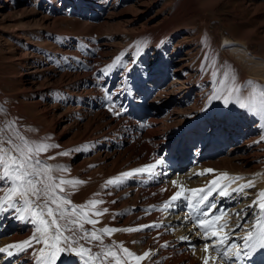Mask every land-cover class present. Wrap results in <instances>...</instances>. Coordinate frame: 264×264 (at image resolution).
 <instances>
[{"label": "rangeland", "instance_id": "374dc122", "mask_svg": "<svg viewBox=\"0 0 264 264\" xmlns=\"http://www.w3.org/2000/svg\"><path fill=\"white\" fill-rule=\"evenodd\" d=\"M224 40L231 43L230 48L225 49ZM243 45L245 50H242ZM219 53L229 57L238 70L243 72V76L240 75L243 77L239 93L241 98L251 96L248 81L264 86V81L255 78L253 74L259 71L264 79V0H0V109H3L0 111V124L16 121L21 134L30 141H46L45 136H49V143L56 146L40 158L53 167L66 169L65 172L55 175L84 181L75 187L66 186L71 193L69 199L72 203L82 205L92 199L103 200L105 203L97 206L102 211L109 203L105 194L113 192V201L117 202L114 203L116 208L113 214H117L118 223L139 227L141 225L136 223L147 222L148 218H143L144 214L138 213L140 209L134 208L142 206L141 204L148 207L152 201L133 199L132 193L126 190H136L131 185L133 178L128 185L126 184L129 179L119 186L109 185L105 188L107 180L133 170L131 165L135 162L127 159L126 153L117 161L114 158L107 162L102 160L101 146L113 142L116 150H123L129 134L125 135L126 132L120 131L117 135L123 133V136H119L117 140L115 139L118 136L112 134L114 140L111 141L113 138L109 135L105 136L107 139L102 137V133L108 130L102 122L98 126L90 124L97 107L92 106L94 110L91 112L88 100L94 95L96 98L100 95L99 92L91 91L93 82L89 83L90 76L93 74L92 77L95 75L96 80L98 78L103 82L109 81L113 74L108 67L114 64L116 56L123 54L118 64L119 72L115 77L131 69L127 80L133 77L136 81H146L159 71V75L152 78L155 84L160 80H166V85H172V81L176 83V92L172 96H167L164 92L167 86H164L165 90L162 86V100L166 103L171 98L175 103L183 98L180 103L183 102L182 109H188V119H196L218 85L217 81L224 78L222 74L225 68L224 64L220 65ZM133 60L136 61L135 64L131 63ZM89 61L91 63L87 65ZM87 66L91 71L86 69ZM149 85L155 86L152 82ZM88 86L91 90H88ZM149 95L146 101L153 98L154 94ZM197 100L199 102L195 108ZM260 100L258 94L257 103L255 102L257 107ZM161 105L166 110L171 107L169 112L175 106ZM98 109L102 110L103 107L101 109L99 105ZM239 111L240 118H246L244 123L249 121L246 108L240 107ZM166 115H160L159 120ZM215 115H218V119L221 118V113L219 115L216 112ZM215 115L212 117L214 121ZM227 115L228 112L223 116L227 118ZM206 118V132H210L214 125L224 135L233 131L227 122H212L210 116ZM177 121H174L178 125L170 135L178 132L184 123L183 119L180 123ZM255 122L263 126L264 114L257 111ZM244 123L240 129L246 134L258 132L257 129L252 132L251 128L244 127ZM159 127L162 133L166 132L162 125ZM241 133L239 131L231 143L244 145V140L247 139ZM262 137L259 138V141H263V146L258 150L260 161L257 160V164L262 163L264 166ZM147 140L141 139L142 144H147L150 150L153 149ZM118 143L122 145L120 148ZM247 147V153L237 156L236 160H247L251 163L245 167L244 178L253 176L252 171L257 168L249 154L255 146L253 148L246 145L244 150ZM108 148L104 146L103 151L108 152ZM59 153L67 154L58 155ZM165 159L169 163L170 157ZM149 193L154 196L156 194L153 191ZM143 194L141 197L146 195L144 191ZM116 210L121 211L118 214ZM9 216L12 214L9 213L6 217ZM2 224L0 228L5 231ZM20 225L22 231L29 228L28 223L17 220L7 228L9 233L6 237L11 236ZM165 225L169 228L168 224ZM165 232L167 235L173 234L171 231ZM125 235L127 239L131 238L128 241L132 243L130 245L134 247L136 255L143 254L146 250L144 239L131 237L132 232H125ZM108 240L109 244L113 243L112 238ZM186 252L187 257L180 259L177 264H188L190 261L196 263L195 254ZM30 253L29 250L22 253L21 264H27L25 259L33 257Z\"/></svg>", "mask_w": 264, "mask_h": 264}, {"label": "snow or ice", "instance_id": "6c2138e0", "mask_svg": "<svg viewBox=\"0 0 264 264\" xmlns=\"http://www.w3.org/2000/svg\"><path fill=\"white\" fill-rule=\"evenodd\" d=\"M118 56L114 67L121 61ZM135 64L136 61H131ZM131 72V69H128ZM224 78L217 81L219 87L214 90L210 97L212 100H223L225 107L236 103L241 108H249L251 111L264 114V86H260L252 81L247 84L251 88V103H246L245 98H241L239 93L241 86L235 83V77H228L227 73L222 74ZM121 92L132 91L131 81L123 83ZM261 97L259 106L255 101L257 95ZM107 99L112 101L108 110L115 115H122L126 109L122 105H116L112 94L107 95ZM119 108V111L116 109ZM3 111V109H0ZM264 139V137H262ZM47 141H30L21 134L14 120L5 121L0 124V214L11 213L14 219L22 223L33 226V236L29 240L21 241L5 247H0V253H6L8 257H13L26 253L34 244H42L38 250L32 252L33 264H58L64 254L76 256L71 264H128L131 258L139 264L140 261L153 255L151 250L145 251L142 255H136L123 247L122 242L111 244L104 243L105 236L117 231L136 232L145 228H160L162 225L153 223L151 225H141L139 227H129L116 229L105 226L97 228L100 217L109 210L98 209V205L105 203L103 200L92 199L82 205H76L69 199L71 193L66 186L75 187L82 184L78 179H65L62 175L66 169L53 167L47 164L40 157L55 147ZM59 153L58 155H66ZM55 157H48L54 159ZM165 163L163 157L155 160L153 164L142 168L133 169L119 174L117 177L106 181L107 186H119L125 180L134 178L137 175H147L154 177L156 170ZM215 170L206 169L203 172L194 173L195 176H202L212 173ZM160 175H167L160 172ZM191 179V177H189ZM242 177H230L227 173L207 182L204 187L196 189H186L179 187L168 201L164 202L162 210H172L184 204L186 208L184 223L191 222L194 229H198L197 236L203 239L202 251L205 253L202 264H236L237 260L244 259L248 264H252L250 259L254 253L264 251V191L256 194V198L235 213L237 223L229 227L228 219L223 223H218L222 218L230 213L219 211L216 214L217 204L214 202L218 196L220 198L239 197L247 198L246 189L253 187V182L249 180L246 184L237 188H230L231 183ZM227 183L221 184L220 181ZM179 180H173V186L180 185ZM166 191V189H161ZM110 194V193H109ZM98 195V194H96ZM115 202V201H113ZM247 209H252L251 220H246ZM152 209L145 210L150 212ZM117 214H113L115 217ZM240 221H243L241 223ZM90 225V228L85 227ZM245 225H250L245 227ZM237 229L242 230V235L236 237ZM233 238L242 240V244L233 242ZM181 241H188L187 236L180 238ZM83 241V243H81ZM165 242L161 247H167ZM96 248L98 251H94ZM193 251L195 246H192ZM213 253H215L213 255Z\"/></svg>", "mask_w": 264, "mask_h": 264}, {"label": "bare ground", "instance_id": "6f19581e", "mask_svg": "<svg viewBox=\"0 0 264 264\" xmlns=\"http://www.w3.org/2000/svg\"><path fill=\"white\" fill-rule=\"evenodd\" d=\"M139 47H140V45H139ZM139 47H137L138 50H139ZM224 47H225V49L230 48L231 43L224 40ZM242 47H243L242 50L246 49L244 47V45ZM140 51H141V48H140ZM118 56H121V54ZM118 56H116V58ZM116 58L114 60H116ZM228 58L229 57H227L226 55H224L222 53L218 54V59L220 61V65L224 64V68L226 69V70L224 69V73H227L228 77H229V74H231L232 77L234 75L235 76V83L237 85H241V82L243 81V79H242L243 77H240V75H242L243 72L238 70L236 64L231 59H228ZM239 60L241 61V59H239ZM222 61L224 63H222ZM238 63H239V61H238ZM108 68H109V71L113 74V76H115L117 74L118 69H119L118 64H116V66H114V67H108ZM103 69L106 71L105 68H103ZM251 70L253 71V69H251ZM90 71H91V69H90ZM101 72H103V71H101ZM253 74H254L255 78L260 79L262 82L264 81V79L259 75V71H255V72H253ZM92 75L90 76L91 79L89 81V83L93 82L91 84V88H92L91 91L98 92L99 90H103L105 92L111 93V91L115 87L118 86L116 84V80L113 76H112V79L109 83H104L102 81H97L100 79L97 78V80H96L95 75H94L95 78L92 77ZM106 75H107V73H106ZM157 75H159V71L157 72L156 76ZM172 75H174V73ZM231 75H230V77H231ZM77 77H79V76H77ZM172 77H174V76H172ZM150 81H152V84L155 86H151V88H147L146 86L143 85L144 84L143 83L142 85L144 87L141 86V88L139 90L134 91L132 93L131 98L128 99L127 102L113 97V100L115 101L116 105H122L124 108L128 107V110H127L128 116H130V110H132L133 111L132 116L134 118L133 117H130V118L127 117L128 118L127 119L126 117H122L121 119H119V117L117 115L109 113L104 108L102 109L101 105L99 104V101L96 100V101L92 102V106H94V107L96 106L97 110H94L95 113L92 114L94 117H91L90 124L91 125L97 124V126H98L102 122L104 124V128L108 129L106 132L104 131L102 133L103 136L105 137V136L109 135L110 138H113L112 134H114L116 136L117 133H119L120 131L126 132L125 128H124V126H125L124 123L130 124L131 121L129 119H133L136 122V124L132 125L128 130L129 136L125 140L126 146L123 150L113 149L111 147V144L105 145V146L109 147L108 152L103 151L104 146L100 148L102 151V154H103L102 160H104V162H107L108 159H111V158H114L115 161L120 160L123 153L127 154V159H131L132 161L135 162L134 164L131 165V169H133V168L138 169V168H142V167H145L147 165L153 164L155 162V160L160 158V157H163L165 160L164 165L161 168H158L156 170L157 175H155L154 177H149L147 175H137L133 178V184H131V185H133V187H135V189L137 191L134 189H131V188L126 189L132 193L134 200H137V199H141V200L146 199L147 200L148 199L149 201H152V203H154V205H155V207L150 212L147 213L148 216L147 217L145 216L146 218H148L147 219L148 221L147 222L141 221V222H137L136 224L151 225L153 223H158V224L166 223V224H168L167 226L169 227V229L173 233L172 235H167V234L163 233V228H161V227L158 229L150 227V228H145L142 231L132 232L133 235L131 237H135V238L137 237V239H138V237H141L142 239H144L145 245H146L145 251L151 250L152 253H154L153 255H150V257L145 258L144 260L140 261L139 264H177V262L180 259H184L187 257L186 251H190L191 254H195L194 256L197 259V261H195L196 263H194L193 261H190V263H188V264H202V259H203V256L205 255V253L202 251V248H203V244L205 241L197 236L196 232L198 230L193 228V224L191 222H188V223L183 222V218H184L185 212H186V208L184 207V204L181 203L179 207L172 209V210H162L163 204H164V202L168 201L169 198L176 191L179 190L180 186H183L186 189L201 188V187H204L208 181L213 180L214 178L220 176V174H222V173H227V174H229L230 177H237V176L242 177L243 179H239V180H236L234 183H231L230 188H237L238 186L246 184L249 180H251L253 182L254 186L246 189V192L248 193L247 198H243V195L237 197L234 194L233 197H231V198H220L217 196L215 198V201H214L217 204V209H218V207L222 206L223 209L227 208L230 210V211L227 210L228 213H230V215L222 218L221 221H219L218 223H223L224 219H228L229 227L234 226L236 224V220H237L235 213L241 209H245L246 205L250 204L253 201V199L256 198V194L258 192L264 191V166H262V163L257 164V160L260 159L259 155H258V150L260 148H262V146H263V144H262L263 141L262 140L259 141V138L264 136V125L262 126L261 123H260L261 125H259V124H257V122H255V113L253 111H251L249 108H246V110L249 114V117H248L249 121H246V123H244L246 118L245 119L240 118V115L238 113V112H240L239 111L240 107L236 103H232L228 107H225L223 100H212L211 103H209V101L207 102L202 116H205V115L211 116L212 115V117H213L217 112V114H219V115L221 113L220 119L224 120V119H226V117H224L223 115H226V113L228 112V114H229V115H227L228 119L225 122L230 124V127H231L230 130H233V131H230V134L226 135L225 140H220L218 137H216L214 132H209L205 138H202L204 140H199V139L196 140L195 135L189 131L190 130L189 127L194 128L193 132L197 131V130L201 131V129L200 128L195 129L196 124H193L192 121L186 120L188 118V116L186 115V110H188V109H186V110L182 109L183 108V102L180 103V101L183 98L180 100L175 99L176 100L175 103L173 100H171V98L167 99L168 102H166V103L162 100L163 91H162V93H160L162 86H163V90H165L164 86H167V89L164 92H165V94H167V96H168V94L170 96H172L173 93L176 92L175 91L176 83H173V81H172V85H170V84L166 85L165 84L166 80H160V81L156 82V84H157L156 85L152 79ZM154 87H156L155 88L156 91H154ZM218 87H219V85L216 86L215 90ZM86 94H88V93H86ZM149 94H154L153 98L147 100L149 103H151V105L149 103L144 104V103H141L138 101L139 98L142 100H145L146 97L150 96ZM87 96H89V95H87ZM173 97H175V96H173ZM80 99H82V98H80ZM80 99H77V100L79 101ZM198 102H199L198 100L195 102V108L197 107ZM245 102L251 103L252 102L251 96L247 97L245 99ZM111 103H112V101H111ZM161 104H166V105L169 104V106H173L175 104V106L173 107L172 111L167 113L165 118L162 117L163 119L161 118L159 120L158 117L160 115L162 116L163 111H166V109L161 108L162 107ZM99 105H100V108L102 110L98 109ZM117 109H119V108H117ZM113 116H116L118 119H115ZM217 117H218V115H215V118H217ZM168 119H169V122H166V120H168ZM181 119H183V121H184V123L182 125V129L184 128V126L186 124H189L188 130H184L182 133L180 132L181 134L180 133L176 134L175 137H173L170 141L163 140L162 132H161L159 126L162 125L164 131L166 130L168 132H171L178 125V124L176 125L174 123V121L178 120L177 123H180ZM240 122H242L241 125L244 123V125H245L244 127L251 128L252 132L255 131L256 129L258 130V132H256V133L253 132L252 135L246 134V132H244L240 129V126H241ZM224 129H226V128H224ZM239 131L242 132L241 133L242 137H245L244 139H247V140H244L245 143H244V145H241V146H237V144L231 143L233 141V139H235L237 137ZM132 134H134V135H132ZM158 134H159V136H158ZM200 134H201V132L197 133V135H200ZM255 134L257 136H255ZM117 136H119V135H117ZM211 136H213L214 138L212 139ZM131 137L134 139H131ZM105 138L104 139L102 138V139L105 140ZM144 138L148 139L147 141H149V142L153 139H156V147H155V149L153 148L154 150L153 149L150 150V148L147 147V144H142L141 139H144ZM113 139H111V141ZM45 140L47 142H49L50 141L49 136H45ZM96 140H97V138H96ZM258 142H259V144L257 145ZM254 143H255V145H254ZM120 144L121 143H118L119 148L122 146ZM210 145L212 146V153L210 152V153H208V155H209V157H211L215 160H210L211 161L210 163H206V164L200 165L198 167L192 166V169L185 176H180L179 172H180L181 168H183L181 166H184L187 162L198 163L199 161H201L205 157V152H204L205 149H207V147ZM246 145L250 146V147L252 146L253 148L255 146L253 151L252 150L249 151V154H250V158H251L252 163L256 162L255 166L257 168H255L252 171L254 173L253 176L249 175L250 177L244 178L243 176L245 175V167L247 166V164H251V163L248 162L247 160L246 161H236V160H237V156H239L241 154L242 155L245 154L244 152H246L248 149V147H247L244 150V147ZM261 156H262V153L260 154V157ZM166 157H170L169 163L166 161V159H165ZM98 160H100V159H98ZM114 162H110V163H114ZM115 165H118V164H115ZM187 167H188V165L185 166L183 168V170H185ZM206 169H213L215 171L212 173H208L206 175H202V176H195L194 175V173L203 172ZM161 170L166 172L167 175H160L159 173ZM100 175H102V174H100ZM189 177H191V179ZM160 179H162V180L160 181ZM90 180H91V178H90ZM173 180H179L181 182L180 185L174 187L172 184ZM220 183L224 184V183H227V181L223 180V181H220ZM87 186H88V184H87ZM161 189H166V191H161ZM249 190H251V192ZM116 191H118V189ZM143 191L145 192L146 195L141 197V195H144ZM152 191L156 193L155 196L149 193ZM123 192H124V190H123ZM110 194L109 193L105 194L106 199L109 201V203L107 204V206H105V208H107L109 211L100 217H97V218L93 217L94 219H99V221H100V223H98L96 225V227L97 228H104L105 226H108V227L116 228V229L129 228L128 224H126V225L119 224L117 221L116 215H115V217L113 216V210L116 208L114 203H117V202H113L115 194L113 195V192H110ZM126 194H127V192H126ZM75 201H77V200H75ZM141 205H143V204H141ZM137 208H138V206H137ZM217 213H218V211H217ZM247 213H248V215L245 216V219L251 220L252 209H247ZM8 214L9 213L0 214V225L3 223L2 228H3V230H5V231H2L0 228V236H1L0 247H5L7 245H12V244H15V243H18L21 241L29 240L33 236V232H34L33 226L31 224L28 225L29 228H28V230H25V231L21 230V225H20L19 227H17V229L14 231V233L11 234V236L9 235L10 237L9 236L6 237V235L9 233L7 228L10 227L11 225H14L17 222L16 219L12 218V216L6 217V220L4 221V219H5L4 216H7ZM172 218H173V220H171ZM164 219H165V221H163ZM240 222L243 223V221H240ZM249 226L250 225H245V227H249ZM85 227L90 228L91 226L85 225ZM150 230H152V232ZM240 235H242V230L237 229L235 236L238 237ZM183 236H187L189 238V240L188 241H181L180 238ZM109 238H112L113 242H116V243L122 242L123 247L127 248L130 252L136 254L134 247L130 245L132 243H129L130 240L128 241V239H131V238L127 239L125 232L117 231V232L111 234L110 237L105 236L104 237V243L105 244H109V240H108ZM138 241H140V240H138ZM233 241L237 244H242V240H240V239L233 238ZM165 242L168 243V246L167 247H161V245H163ZM82 243H83V241H82ZM193 245L195 246L194 251L192 248ZM42 246H43L42 244H34L33 248H29L28 250L31 251L30 254H32L33 251L38 250ZM214 254L215 253H213V255ZM21 255L22 254L16 255L13 257H8L6 253H0V264H21V261H20ZM139 255H142V254L140 253ZM29 258H31V257H29ZM31 259H32V261L30 264H33L34 257H32ZM73 259H78V257H76L74 255L69 256L67 254H64L62 256V259L60 261H58V264H71V261ZM250 259L252 260V264H264V251L254 253ZM28 260H30V259H28ZM128 260H129L128 264H137V262L131 258H129ZM210 264H211V262H210ZM217 264H222V262L217 261ZM236 264H248V261L244 260V259H240V260L236 261Z\"/></svg>", "mask_w": 264, "mask_h": 264}]
</instances>
